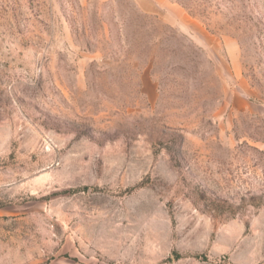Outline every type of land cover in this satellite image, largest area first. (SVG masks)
<instances>
[{
  "label": "rangeland",
  "instance_id": "obj_1",
  "mask_svg": "<svg viewBox=\"0 0 264 264\" xmlns=\"http://www.w3.org/2000/svg\"><path fill=\"white\" fill-rule=\"evenodd\" d=\"M187 1L0 0V264H264V0Z\"/></svg>",
  "mask_w": 264,
  "mask_h": 264
},
{
  "label": "trees",
  "instance_id": "obj_2",
  "mask_svg": "<svg viewBox=\"0 0 264 264\" xmlns=\"http://www.w3.org/2000/svg\"><path fill=\"white\" fill-rule=\"evenodd\" d=\"M176 2L189 9L190 2L187 0H176ZM121 27L119 31L125 42H129L131 46L145 47L144 45L155 44L156 31L153 28L152 33H149L150 24L147 21V16L141 13L137 7L129 1L121 3ZM149 47V46H148Z\"/></svg>",
  "mask_w": 264,
  "mask_h": 264
}]
</instances>
